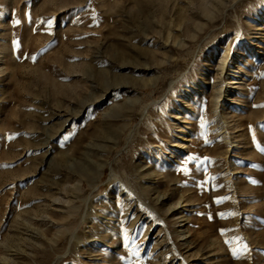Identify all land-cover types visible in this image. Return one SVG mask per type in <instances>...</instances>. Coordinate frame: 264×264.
<instances>
[{"label":"rangeland","instance_id":"rangeland-1","mask_svg":"<svg viewBox=\"0 0 264 264\" xmlns=\"http://www.w3.org/2000/svg\"><path fill=\"white\" fill-rule=\"evenodd\" d=\"M0 264H264V0H0Z\"/></svg>","mask_w":264,"mask_h":264},{"label":"bare ground","instance_id":"bare-ground-1","mask_svg":"<svg viewBox=\"0 0 264 264\" xmlns=\"http://www.w3.org/2000/svg\"><path fill=\"white\" fill-rule=\"evenodd\" d=\"M245 58H248V56H246ZM226 59H222V61H221V63H220V69H225V64H226ZM240 62V61H239ZM243 62V61H242ZM236 63V62H235ZM231 67V69H240V67H238V66H235V64H232V66H230ZM242 69V68H241ZM235 72V71H234ZM236 73V72H235ZM239 74V73H238ZM236 79V78H235ZM232 80L233 81H231V82H229V84L231 85V86H234V85H236V84H238V82H236V81H234V78H232ZM229 88H231V87H229ZM232 88H234V87H232ZM235 88H237V87H235ZM197 91V90H196ZM217 92V91H216ZM215 92V93H216ZM227 95L228 94H224V96L225 97H227ZM190 97H191V94H188V96H187V100L189 99L190 100ZM218 97H219V95H218ZM230 98V97H229ZM188 100V101H189ZM187 101V102H188ZM133 102V101H132ZM216 103V102H215ZM225 105V104H224ZM105 113V112H104ZM106 114V113H105ZM177 119H178V117H177ZM179 123H181L180 121H179ZM181 139V141H183L182 143V145H183V147H184V144L188 141L187 140V138H185L184 136L183 137H181L180 138Z\"/></svg>","mask_w":264,"mask_h":264},{"label":"snow or ice","instance_id":"snow-or-ice-1","mask_svg":"<svg viewBox=\"0 0 264 264\" xmlns=\"http://www.w3.org/2000/svg\"><path fill=\"white\" fill-rule=\"evenodd\" d=\"M29 19H30V18H29ZM14 23H15V24H19L20 21H19V20H15ZM190 159H196V158H195V157H190ZM185 171H187V169H185Z\"/></svg>","mask_w":264,"mask_h":264}]
</instances>
